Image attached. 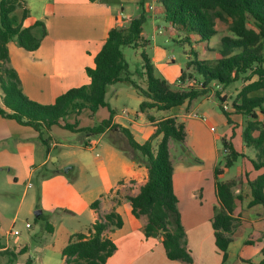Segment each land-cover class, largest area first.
<instances>
[{"label":"crops","instance_id":"crops-1","mask_svg":"<svg viewBox=\"0 0 264 264\" xmlns=\"http://www.w3.org/2000/svg\"><path fill=\"white\" fill-rule=\"evenodd\" d=\"M22 2L23 6L15 12L19 22L28 28L41 21L46 26L47 35L43 38L40 47L32 52L19 47L16 42H10L8 51L11 66L22 82L24 94L30 100L46 106L53 105L68 91L91 83L87 69L96 67L95 59L112 29L125 28L133 19L144 14L145 23L152 24L154 31L157 32L160 27L156 25L157 20L161 16L165 17V11L157 0H23ZM24 10H27L29 15L22 21ZM143 28L141 41H146L147 44L136 50L141 49L142 52H146L150 40ZM172 28L178 36L175 42L186 49L185 55L188 61L193 59L187 54L191 48L180 44L182 33L173 26ZM217 30L218 34L208 42H199V39L195 38L193 49L198 54L199 60L216 61L220 58L221 41L230 33H221L218 26ZM154 39L156 40V37ZM212 41H215L213 48L209 45ZM146 54L151 59L157 76L174 86L182 85L186 88L194 85V81L181 83V72L186 65L184 68L174 65V56L161 51L158 46ZM132 78L146 87V78L140 81L136 76ZM255 80L256 77L251 81L241 79L235 82L239 83L240 88H236L234 96L237 97L244 86ZM211 86L212 89L206 96L191 102L187 101L168 111L156 109L141 111L140 105L144 98L127 83L111 86L106 96L110 108L115 112L113 124L128 129L141 145L152 139L156 133L155 124L163 119L174 118L179 125L184 126L186 140L181 147V153L174 156L175 141L171 140L169 147L174 168V192L178 198V209L186 231L187 247L195 264H227L230 260L229 250L233 241L228 249V259L224 260L215 245L212 229L214 209L219 205L214 170L217 167L222 170L218 178L220 182L239 181L234 188L237 197L234 217L242 223L241 210L244 206L249 209L261 206L260 204L249 206L253 200L249 181H254L264 173V169L254 168L251 161L257 159V152L244 142L243 134L247 117L233 109L232 104L229 103L233 96L228 94L226 87L217 83ZM217 93L226 98L224 104L229 107L230 122L219 103L223 115L220 123L215 124H221L224 132L214 137L212 115L215 111L209 110L208 104L218 99ZM251 96H264V91L253 92ZM2 97L0 88V107H3ZM204 110H207V113L200 114ZM257 113L259 120L264 123V115L259 111ZM208 114L210 118L205 116ZM110 115L108 108H101L95 114L85 110L80 115H72L69 124H77V128L94 127L109 119ZM54 127L66 130L59 126ZM54 127L44 136L47 140L46 145L35 129L22 126L15 120L0 115V178H2L0 211L5 212L12 207L14 200H18L16 189L24 185L26 190L20 196L19 209L22 210L26 205L35 207L36 201H40L42 213L39 218L44 220L45 229L49 231V242L54 244L56 241V246L53 248L61 253L73 235L80 233L88 235L89 229L100 217L114 212L121 216L123 226L106 232V236L116 245L115 253L106 264H188L170 260L162 237H146L145 228L148 218L146 216L137 218L133 214L129 198L136 197L140 193L148 180V170L133 162L120 149L122 134L107 132L91 138L92 140L86 137L85 141L89 146L84 147L83 139L77 141L70 139L63 144L60 143L53 135ZM66 131L71 132L72 135H82ZM161 140L162 136H159L154 144H159ZM224 142L239 154L237 161L230 167L237 166L238 169L230 179L227 177L232 175L231 170L225 167V163L222 162L223 157L220 156ZM56 151L59 153L54 157ZM192 158L195 159L196 165L191 163ZM239 160H241L240 165ZM55 162L60 164H54ZM72 171L76 173L70 179L68 173ZM207 171H210L208 184L205 182ZM37 174L39 178L36 194L31 191L35 188L33 183ZM97 201L99 205L96 210L92 205ZM261 214L264 218V210ZM1 222L0 215V224ZM202 226L211 228V234L198 235L197 229ZM31 228L32 226L29 229ZM12 237L8 233H0V256L11 255L16 259L18 255H22L20 251L24 248L27 249V254L28 246L20 242L12 245L9 239ZM247 244L255 245L256 242L250 240ZM260 250L261 247L260 249L258 247L255 254ZM238 259L241 264L256 262L242 256ZM43 264L47 262L44 260Z\"/></svg>","mask_w":264,"mask_h":264},{"label":"trees","instance_id":"trees-1","mask_svg":"<svg viewBox=\"0 0 264 264\" xmlns=\"http://www.w3.org/2000/svg\"><path fill=\"white\" fill-rule=\"evenodd\" d=\"M22 1L0 0V88L3 94L0 115L35 129L46 145L44 136L54 126L81 133L87 138L99 137L107 132L122 134L128 148L120 149L133 162L148 170V180L140 193L129 198L133 214L137 218H148L146 237H162L170 260L195 264L187 247L186 231L174 192V168L169 147L171 140L183 147L186 140L184 126L179 125L174 118L163 119L155 124L156 133L152 139L141 145L128 129L113 124L115 112L107 102V92L111 86L127 83L144 98L140 105L141 111H168L187 101L206 96L213 83L227 87L241 79L251 81L256 77L257 80L243 87L232 107L247 117L244 142L257 152V159L251 161L254 168L264 169V123L259 120L257 113L259 111L264 115V96H251L253 92L264 91V0H157L165 11L166 21L182 33L180 44L191 48L187 54L193 59L182 70L180 81H194L193 86H174L157 76L145 51L141 53V69L136 70L135 74L140 79L146 78V87L132 78L134 73L130 70L123 50L137 49L147 44L146 41H141L142 28L146 21L143 14L133 19L127 27L110 31L105 45L95 59L96 67L87 69L91 79L89 85L72 89L60 96L53 105L47 106L30 100L24 94L22 82L11 66L8 51L10 42H16L19 47L32 52L40 47L47 35L46 26L41 21L28 28L19 22L15 12L23 6ZM28 15V11L24 10L22 21ZM219 22L228 24L230 33L221 41L220 58L216 61L199 60L193 49L195 38L199 42L210 41L218 34ZM216 96L222 112L230 122L228 111L223 108L226 98L221 97L220 93ZM101 108H108L111 115L97 126L77 128V124L68 123L72 115H80L85 110L95 114ZM159 136H162V140L159 144H154ZM88 144L85 142L84 147H88ZM224 147H228L225 149H229V153L222 155V162L226 168H230L239 158V154L226 142ZM221 172L218 167L214 170L219 205L214 209L212 228L215 245L224 260H227L228 249L233 241L231 236L239 223L234 217L237 199L234 188L239 181L220 182L218 178ZM249 186L253 196L249 206L264 205V173L254 181H249ZM98 205L97 201L92 208L97 210ZM122 226L121 216L113 212L100 217L89 229L88 235H73L62 251L65 264H106L116 251V245L106 236V232ZM26 252L27 249L24 248L20 254ZM32 263L31 259L27 261V264Z\"/></svg>","mask_w":264,"mask_h":264},{"label":"rangeland","instance_id":"rangeland-1","mask_svg":"<svg viewBox=\"0 0 264 264\" xmlns=\"http://www.w3.org/2000/svg\"><path fill=\"white\" fill-rule=\"evenodd\" d=\"M150 1V0H147ZM157 26H160L158 31H154V26L152 24H148L147 22L144 25L143 30L146 32L150 44L148 45L146 52H151L156 46L160 47L161 51L169 54L170 56H174L176 66L185 67L188 57L185 55V50L181 46H179L175 41L177 40V33L172 28L171 24L166 21L165 17H160L156 23ZM218 28L220 29L221 33L228 32V24L220 23L218 24ZM229 33V32H228ZM156 37V40L154 39ZM215 41L209 43L210 47L213 48V44ZM124 54L126 60L129 62L131 71L135 74L136 70L141 69L142 61H141V53L142 50H136L133 48H124ZM199 51V50H198ZM148 55V54H147ZM190 71H188L189 73ZM136 78L140 81V78L135 74ZM239 83H233L226 87V91L228 94H232L233 97L230 98L229 103L232 104L233 100L236 96V88L239 87ZM110 88V87H109ZM240 88V87H239ZM209 110H214L215 114L212 115L213 119V136L216 137L217 135H221L224 132L223 126L220 123V119L222 118L223 113L219 108V101L218 99H214L212 102L208 104ZM207 113V110L200 112V114ZM201 116V115H200ZM207 118H210V114L205 115ZM202 118L203 115L201 116ZM219 121V122H216ZM69 123V121H68ZM55 133V134H54ZM53 135L60 143L67 142L66 140L77 141L78 139L82 140L83 143L86 141V137L84 135H72L71 132L66 130H62L60 128L54 127L53 128ZM71 137V138H70ZM91 139V138H90ZM92 140V139H91ZM122 148H128L126 139L122 137L120 139V144ZM225 148L220 151V156L225 154ZM182 149L181 146L176 143V146L173 148L174 156H178L181 153ZM59 151L54 153V157L58 155ZM191 163L196 165L195 159L192 158ZM241 160H239V165ZM54 164H60L54 163ZM51 165V163H50ZM208 166V165H207ZM220 169V168H219ZM237 166L230 168L231 174L227 178H232L235 172L237 171ZM221 170V169H220ZM222 171V170H221ZM76 171H72L68 173V177L70 179L75 175ZM67 175V174H66ZM212 176V175H211ZM39 178V174L34 179L35 188L31 191L32 193H36L38 191V184L37 179ZM205 182L208 184L210 180V171H207L205 174ZM216 180V179H215ZM0 182H2V178H0ZM26 188L24 185H21L19 189H16L18 200H14L15 202L12 204V207L8 211H0V215L2 216V222L0 224V233L9 234L12 230H19L21 232L20 236H13L9 238L11 240V244L15 245L17 242L20 244L28 246L29 250L28 253L18 255V258L14 259L11 255H3L0 256V264H27V261L31 258L33 259V264H43V261L47 262V264H65L62 253L60 251L55 250L53 246H56V241L54 244L49 242V231L45 229V222L41 218H37L36 212L40 211V201L37 200L35 207L32 205H26L22 210L19 209V199L20 196L25 192ZM261 206L256 209H249L246 206L243 207L241 210V215L243 217V223L239 219V223L237 228L235 229L233 235V244L231 249L229 250L230 260L227 264H241L238 262L239 257L250 258L255 262V264H264V218L261 212L264 210V205L260 204ZM30 224L32 226L31 229H27L26 225ZM213 229V228H212ZM212 229L207 227H201L197 229V234L204 236L212 232ZM189 234L191 231L189 230ZM213 237V236H212ZM187 240V237H186ZM255 241V245H248V241ZM57 240V245H58ZM49 247H48V246ZM48 247V248H47ZM261 250L258 254H255L257 249ZM250 253V254H248ZM43 259V261H42ZM246 264H250L246 262Z\"/></svg>","mask_w":264,"mask_h":264},{"label":"built area","instance_id":"built-area-1","mask_svg":"<svg viewBox=\"0 0 264 264\" xmlns=\"http://www.w3.org/2000/svg\"><path fill=\"white\" fill-rule=\"evenodd\" d=\"M223 108H224V110L225 111H229V107H228V105L227 104H224V106H223ZM196 117H198L197 115H196ZM203 120H206V118H202ZM225 153H229V149H225ZM31 227V225L30 224H27L26 225V228L27 229H29ZM20 234H21V232L19 231V230H12L11 232H10V236H20Z\"/></svg>","mask_w":264,"mask_h":264},{"label":"water","instance_id":"water-1","mask_svg":"<svg viewBox=\"0 0 264 264\" xmlns=\"http://www.w3.org/2000/svg\"><path fill=\"white\" fill-rule=\"evenodd\" d=\"M69 169H66V171H68ZM41 211H38L37 213H36V215H37V217L39 218L40 217V215H41Z\"/></svg>","mask_w":264,"mask_h":264}]
</instances>
